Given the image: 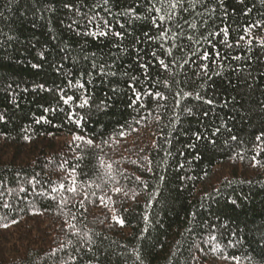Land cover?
I'll list each match as a JSON object with an SVG mask.
<instances>
[{
    "label": "trees",
    "instance_id": "16d2710c",
    "mask_svg": "<svg viewBox=\"0 0 264 264\" xmlns=\"http://www.w3.org/2000/svg\"><path fill=\"white\" fill-rule=\"evenodd\" d=\"M145 7L0 0V264H264V0H184L171 56Z\"/></svg>",
    "mask_w": 264,
    "mask_h": 264
},
{
    "label": "snow or ice",
    "instance_id": "6c2138e0",
    "mask_svg": "<svg viewBox=\"0 0 264 264\" xmlns=\"http://www.w3.org/2000/svg\"><path fill=\"white\" fill-rule=\"evenodd\" d=\"M105 5H107L108 0H104ZM216 3L219 7L223 8L224 7V0H216ZM237 3L239 5H244L245 0H237ZM145 15L144 17H141L139 14L136 13V10L134 8H129L128 10H126V14H128L130 16V18H135V19H141V18H145V19H151V23L152 26L156 29H160L159 33L155 36L150 35L148 32L144 33V37L146 40L148 41H159L160 42V48L162 51H164L168 56L172 55V49L173 48H178L180 47L178 44V41H182L183 39H188L190 41H193L195 43H199L198 40H195L194 37L192 35H188L185 32L184 29V24H186L188 26L189 29H196L197 25L194 22H189L187 20L184 21V24H181L179 19H178V12L177 9H181L185 12L188 11L187 8L184 7V0H145ZM190 7H195V4L192 3L190 4ZM65 8L71 10L73 8L72 4H65ZM77 11H79V9H77ZM216 11V8L213 7L209 10V15H211V13H214ZM250 11V9H249ZM155 13L156 15L153 16L152 14ZM227 13L225 12V15ZM197 15H202L201 13H197ZM76 23L75 21H73V24ZM87 23L91 24L93 23V21L91 19L87 20ZM105 27H108L110 30V25L108 24V21H104L103 22ZM202 23H207L206 20H202ZM167 24V27H164V25ZM257 27H259L260 25H255ZM69 27H72V25L70 24ZM97 27H99V25H97ZM123 27V25H122ZM221 31L224 32L225 36H227V29H222ZM87 34V33H85ZM93 35H97V33H92ZM109 32L108 31H100L98 33V35L100 36H106L108 35ZM215 34H219V33H215ZM114 35L117 38H123V33L122 32H115ZM214 35L213 33L209 34ZM138 39V38H137ZM241 39H244V37H241ZM169 41H171V46L169 47H165V45L169 44ZM181 51H183V48H180ZM195 54V53H193ZM41 59L44 58V53L41 52L40 53ZM151 56L153 58H155L158 62L159 65L163 66V68L165 70H167L168 68V64L165 63L164 59H160L157 56V52L153 51L151 53ZM202 58L203 59H208V55L207 53L202 54ZM235 59H240V57H235ZM174 62V61H173ZM187 63V61H185ZM33 68H40L41 65L40 64H33L32 65ZM141 68L147 69L149 67V65L147 63H143L140 65ZM202 71L205 75H207V65H202ZM219 74V73H217ZM164 86L168 87L167 81L164 82ZM39 88L43 89L45 86L43 84H40L38 86ZM79 87L81 89L84 88L83 84H79ZM50 91V90H49ZM149 95H154L156 98L159 99H165V97L162 96V94L157 91L154 94L153 93H148ZM181 94L177 93V96L179 97ZM191 93L185 92L183 93V97L187 98L189 96H191ZM196 98L199 100H204V97L201 96L199 93L196 94ZM61 99H63L64 103L67 104L69 101H72L74 99L73 96H67L65 97H61ZM136 99L139 100L140 99V95L139 93L136 96ZM207 104L212 105L214 103V101L212 99H207L205 101ZM88 103V99L85 98L83 100V102L80 104V107H84L86 104ZM177 104H179V99L177 100ZM46 112L49 111V109L45 108L44 109ZM54 111V109H53ZM186 111L188 113H192V109L191 108H187ZM204 115H207V112L204 113ZM4 119L3 115H0V121H2ZM41 119H45L44 117H41ZM82 117L77 116L76 122L77 124L80 123V121L82 120ZM39 122V121H37ZM217 132H219V128L216 129ZM215 134V133H214ZM261 137H257L256 139L259 140ZM25 139H28V137H25ZM77 139H82L81 137H77ZM196 139H202L201 136L197 135ZM233 140L236 139L235 136L232 137ZM88 144H91L92 141L88 140L86 141ZM253 159H255V157H253ZM137 179H139L137 177ZM61 188H64V185H61ZM23 191V189H21ZM56 189H53V191H55ZM116 192H120L121 189L119 187L114 189ZM68 192H75V188H68L67 189ZM0 195H2V193H0ZM233 204H235V201H232ZM3 207L8 208L9 205L7 203H5L3 205ZM16 221L13 220V223H15ZM120 223H123L122 221H120ZM5 227H7V224L4 225ZM70 227H74L73 225H70ZM213 239H215V237H213ZM260 241H264V235H262L260 237ZM260 241H257V243H259ZM139 258V257H138ZM227 258V257H226ZM232 259L237 260V264H239L238 258L237 257H232Z\"/></svg>",
    "mask_w": 264,
    "mask_h": 264
}]
</instances>
